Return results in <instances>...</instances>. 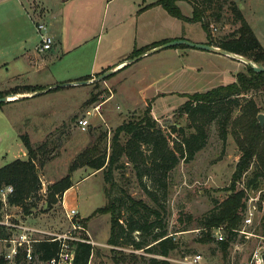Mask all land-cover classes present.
I'll return each mask as SVG.
<instances>
[{
    "label": "rangeland",
    "instance_id": "1",
    "mask_svg": "<svg viewBox=\"0 0 264 264\" xmlns=\"http://www.w3.org/2000/svg\"><path fill=\"white\" fill-rule=\"evenodd\" d=\"M133 1L114 0L104 6L102 0H0V94L24 85L59 86L90 74L91 69L93 75L86 80L90 83L65 88L55 97L21 98L28 94H17L16 102L0 106V167L27 158L20 135H28L35 147L43 145L35 160L41 190L37 214L33 216V226L40 233L31 235V239L37 241L49 237L47 233L63 235L67 237L66 252L70 253V241L86 238L92 247L88 264H147L152 257L181 264L184 257L194 254L202 256L203 264H250L254 251H264L261 231L264 173H261L259 160L263 151L259 150L234 183V191L243 192L245 203L236 229L246 236L237 232L223 253L215 242V234L220 232L226 238L224 230L201 228L195 221L231 193L232 175L241 154L237 139L242 138V131L248 127L245 121L249 104L256 108V118L259 114L264 116V89L238 97V105L231 109L224 142L218 135L216 122L210 123L204 148L192 160H180L169 172L164 188L157 182L158 176L149 170L150 152L146 145L140 146L145 162L139 159L131 163L122 157L114 166L108 183L102 171L93 172L81 167L69 172L78 153L89 144L91 134L105 132L109 145L114 129L141 115L147 105L157 127L168 138V148L174 150L173 141L177 142L179 136L168 134L169 126L176 124L188 134L194 132L197 123L175 113L187 100L186 96L228 85L230 72H235L240 64L239 60L235 62L216 53L179 45L161 49L143 59L140 73L138 69L119 71L95 81L104 62L118 57L121 52V43L111 44L109 39L117 32V36L122 33L127 21L124 20L125 13ZM215 1L208 4L204 12V21L208 22L213 41L223 39L239 27L229 6L233 3L264 49V0ZM178 8L182 14L192 12L184 2ZM211 13L219 14V20L210 17ZM38 23L54 31L57 39L64 40V48L68 51L60 53L56 44L50 50L37 52L35 46L40 39L35 26ZM187 30L192 39L202 36L199 23H193ZM80 39H87L86 43L78 45ZM136 77L142 84H135ZM82 117L89 123L85 130H80L76 123ZM262 128L264 130V125ZM148 171L149 174H143ZM69 173L73 186L47 208V187ZM147 192H151L154 199ZM123 194L159 211L156 221L164 225L167 235L177 242L176 250L161 257L128 245L111 247L107 244L110 216L94 215L93 212L104 207L109 198ZM250 208H254L252 222L244 226L243 216ZM71 210L76 214L71 215ZM21 214L22 210L13 206L1 210V217L8 216L13 223L21 220ZM129 215L122 210L121 222ZM187 217L192 219L190 226H187ZM207 234L213 241L199 243V239ZM137 235L135 232L132 237L137 239ZM145 238L149 240L148 236ZM4 247L0 243V255L4 253ZM20 264L38 263L32 260Z\"/></svg>",
    "mask_w": 264,
    "mask_h": 264
},
{
    "label": "trees",
    "instance_id": "2",
    "mask_svg": "<svg viewBox=\"0 0 264 264\" xmlns=\"http://www.w3.org/2000/svg\"><path fill=\"white\" fill-rule=\"evenodd\" d=\"M213 1L216 2L215 0H157L144 6L139 12L152 6H161L172 18L183 22L199 23L207 37V45L242 56L253 63L264 66V49L235 4L230 3L229 6L231 13L239 22V27L216 42L210 38L208 22L204 21V12L205 7ZM177 2H185L190 6L192 10L191 17H185L181 13ZM222 4L219 5V10L222 8ZM210 17L216 21L219 20V14L211 13ZM164 43L153 44L137 50L133 52L130 58H134ZM89 78L88 76L77 81H86ZM234 78L235 81L231 84L218 86L204 93H193L186 96L187 100L175 113L179 117H186L197 123L194 125V132L188 134L176 124L169 126L170 132L168 134L177 133L179 136L177 142L173 141V144H175L174 150L168 148V138L157 127L155 119L151 116V109L147 105L141 115L132 117V119L114 129L109 145L107 144L105 132H100L98 135L91 134L89 144L78 153L76 159L69 167V172L72 173L81 167H87L93 172L102 171L104 180L108 183L114 166L122 157L131 163H135L139 159L144 163L145 160L142 157L140 146L146 145L149 147L150 152L151 165L149 170L158 176L157 182L162 183L164 188L165 180L171 169L180 160H184V162L192 160L195 154L204 148L207 141V127L210 123L216 122L218 135L224 142L231 109L238 105V97L264 89V72L255 73L248 65H244V71L236 73ZM41 90L42 87L40 86L24 85L1 92L0 98L17 94H29ZM58 90L59 88L55 87L47 93ZM3 104L5 103H1L0 106ZM249 106L248 117L245 121L248 127L242 131V138L240 140L237 139L241 154L232 175L231 193L227 195L222 203L216 204L209 213L195 221L196 225L201 228L221 227L224 230L226 238L220 242L215 240L223 253H226L229 244L233 241L237 233L236 228L241 222L240 214L245 209L243 192L234 191V183L240 179L242 173L246 170L252 158L258 154L259 150L263 151V155L259 156V160L262 168L261 173H264V130L256 121V108L250 104ZM19 139L26 151L27 158L16 159L0 167V187L11 186L13 189L12 193L7 197L9 206L20 208L24 214H31L33 208L37 210V202L40 200L38 194L41 190V183L35 160L38 153L42 151L43 145L35 147L31 144L26 134L20 135ZM70 173L47 187L46 191L49 194L45 203L47 208L56 203V197H60L72 187L73 183ZM143 174H149V171L148 173L143 172ZM138 176H141V173ZM151 180L156 181L153 178ZM249 182H252V180ZM147 193L153 198L151 192ZM1 206L0 202V211ZM122 210L130 213V215L121 222ZM93 214H108L110 216L107 244L111 247L128 245L135 250H143L146 253L156 254L161 257H167L172 251L177 249V242L174 241L172 236L167 235L164 225H160L161 223L156 221L159 217V211L148 207L141 201L134 200L126 194L114 199L109 198L107 204L102 208L96 209ZM191 224L192 219L187 217V226ZM84 227L85 223H83ZM261 231L262 236H264V222L262 223ZM135 232L138 233L137 239L132 237ZM11 236L10 230L0 225V241L9 240ZM146 236H148L149 240L145 238ZM212 241L213 239L209 234L199 239V243L202 244ZM70 245L73 252L71 264H88L92 247L87 242V239L84 238L83 241L72 240ZM31 251L33 261L38 264H45L47 261L58 257L60 244L58 241H52L50 237H44L31 244ZM25 261V252L19 249L15 262L19 264ZM0 264L6 263L0 261ZM147 264L170 263L165 259L152 257L148 259Z\"/></svg>",
    "mask_w": 264,
    "mask_h": 264
},
{
    "label": "crops",
    "instance_id": "3",
    "mask_svg": "<svg viewBox=\"0 0 264 264\" xmlns=\"http://www.w3.org/2000/svg\"><path fill=\"white\" fill-rule=\"evenodd\" d=\"M63 1H66V0H63ZM111 1H114V0H102V4H104V6H107V5H109V3ZM155 1H157V0H154L153 2L146 3L145 0H134L131 3L128 12L125 13L124 20L127 19V21H126V23L124 22V25H126V26L124 27V29H122V33H120V35L117 36V34H118V32H117L114 34V38L109 39L111 44H113L115 42H117L116 45L118 43H121V48H120L121 52H120V54H118V57L104 62V64L101 66V72L98 73L99 75H101L102 73H104L108 70H114L115 71L114 73H116L119 71L127 72V71H133V70L138 69V73H140L141 70H143L142 65H141L142 64L141 61L143 59H146L149 56H151V54H155V53L159 52V50H157L154 53L148 54L146 56L137 58L134 62H132L130 64H128V60L132 59L130 57L133 54V52L140 50V49H143L145 47H149L153 44H157V43H161V42L167 43L169 41L176 40V39H185L188 41H192L193 43H199V44H206L207 43V37L203 31H202V36L199 35V36H197L196 39H192L189 36V32H188L187 28L189 26H191L193 23L183 22V21H180V20H177L175 18L170 17L162 9L161 6H152L150 8H147V9L139 12V10L141 8H143L144 6L149 5L151 3H154ZM180 3H182V2H177V5L179 7H180ZM188 7L190 8L189 5H188ZM191 14H192V12H190L189 14H183V15L185 17L189 18V17H191ZM172 19L174 21H171ZM162 24H164V25H162ZM170 26H172V27H170ZM47 33L52 38V45H51L50 49H52L53 45L55 46L56 44H58V46H59L58 50L60 53L68 51L67 48H64V42L65 41L64 40L62 41L61 38L57 39V34L54 31L52 32V30L47 29ZM118 38H121V39H118ZM86 40L87 39H80L78 45H80L82 43H86ZM38 45H39V43L35 46V50H36ZM154 48H152V49H154ZM173 52L176 53V50ZM222 56H224V55H222ZM224 57L230 58V60H232V61L237 60V59L227 57V56H224ZM235 62H238V61H235ZM239 63L241 65L240 64L238 65V69L235 70V72H230L231 82L229 84H231L235 81L234 76L236 73L243 71V64L244 63H242L241 61ZM89 73L90 74H88L84 77H88V76L93 77L92 69L90 70ZM84 77H82V78H84ZM82 78L80 77V79H82ZM77 79L80 80L79 78H77ZM77 79L75 81H69V83H77L78 82ZM134 81H135L136 85L142 84V81L139 77H136V79ZM73 86H78V85H73ZM40 87H42V86H40ZM55 87H58V86L42 87L41 91L29 93L28 96H31V94H32L33 96H31L30 98H39V97H44V96L55 97V96H58V94L60 93L61 90H64L65 88L72 87V86L62 87V88L58 87L59 88L58 91H56V92L52 91V92L47 93L48 91H51ZM7 90H9V89H7ZM36 93H39V94H36ZM161 93H165V92H161ZM11 102H16V100L11 101ZM22 155H24V152H22ZM16 208H18V207H16ZM36 214H37V210H35L34 212L32 211L31 214H24L23 213V214H21V216H22L21 220L18 221L17 223L23 224L27 227H30V228L37 230L38 228L37 227L35 228L33 226V216ZM1 245L4 246L2 243H1ZM9 264H17V263L14 261V262H11Z\"/></svg>",
    "mask_w": 264,
    "mask_h": 264
},
{
    "label": "built area",
    "instance_id": "4",
    "mask_svg": "<svg viewBox=\"0 0 264 264\" xmlns=\"http://www.w3.org/2000/svg\"><path fill=\"white\" fill-rule=\"evenodd\" d=\"M36 32L39 34L40 43L36 48L37 52H43L50 49L52 45V38L47 33V27L43 23H38L35 26ZM77 127L80 130H85L89 123L88 120L85 117H82L77 120ZM13 189L11 186H2L0 187V202L2 204L1 210L3 207H7V197L12 193ZM253 210L254 208H250L246 211V213L243 216L242 223L244 226L250 225L252 222L253 217ZM1 212V211H0ZM71 215H75V211H70ZM0 225L8 228L10 230V233L12 234L11 238L9 240H3L0 241L3 243L5 247V252L0 255V261L3 263H9L15 259V257L18 255L19 249H22L25 252V259L28 262H31L33 260L32 258V251H31V244L35 242V240L31 239V235L38 234L40 231L27 227L20 223H13L9 221L8 216L4 218H0ZM222 228H218L220 230ZM238 232V231H236ZM239 234H245L242 231L238 232ZM18 234V235H14ZM47 235L51 238L52 241H58L60 244V252L58 254L57 258H53L49 261H47L45 264H71L72 258H73V252L70 251V253H67L66 250L68 249V245L65 243V239L67 237L63 235H57V234H51L47 233ZM216 241L220 242L224 240V237L220 232H217L215 234ZM246 236V234L244 235ZM70 239V238H69ZM81 240L83 239H76ZM88 242V241H87ZM89 243V242H88ZM264 254V251L262 250H256L253 252L250 260V264H262V258L261 256ZM181 264H203V259L200 254H194L190 255L188 257H184L181 261Z\"/></svg>",
    "mask_w": 264,
    "mask_h": 264
},
{
    "label": "water",
    "instance_id": "5",
    "mask_svg": "<svg viewBox=\"0 0 264 264\" xmlns=\"http://www.w3.org/2000/svg\"><path fill=\"white\" fill-rule=\"evenodd\" d=\"M179 45H185V46H188V47H191V48H196V49H200V50H203V51H208V52L216 53V54H219V55H224V56H227V57H231V58H234V59H237V60L241 61L245 65L250 66L255 73L264 72V66L255 65L253 62H251L250 60H248V59H246V58H244L242 56L229 53L227 51H224V50H222L220 48H217V47H214V46H210V45H207V44L193 43V42L185 40V39H176V40H172V41H169L167 43H164V44H162V45H160V46H158V47H156L154 49H151V50L146 51V52H144V53H142V54H140V55H138V56H136V57H134L132 59H129L128 60V64L134 62L137 58H140V57L146 56L148 54L154 53L157 50H161V49L169 48V47H175V46H179ZM114 72H115L114 70H108V71L102 73L101 75L97 76L95 78V81L103 80L107 76L112 75ZM92 81H94V80H92ZM88 83H90V81H81V82H77V83H65V84L59 85L58 87L62 88V87H68V86H73V85H85V84H88ZM36 94H39V93H36ZM16 96L15 95L8 96V97H14V99H8V97H1L0 98V104L1 103L15 101V100H17L19 98V97H16ZM31 96H23L21 98L31 97ZM257 122H258L260 127H263V125H264V116L259 114L257 116ZM32 211L34 212L35 209L33 208ZM261 258H262V264H264V254L261 256Z\"/></svg>",
    "mask_w": 264,
    "mask_h": 264
},
{
    "label": "bare ground",
    "instance_id": "6",
    "mask_svg": "<svg viewBox=\"0 0 264 264\" xmlns=\"http://www.w3.org/2000/svg\"><path fill=\"white\" fill-rule=\"evenodd\" d=\"M9 98H14V97H9Z\"/></svg>",
    "mask_w": 264,
    "mask_h": 264
}]
</instances>
